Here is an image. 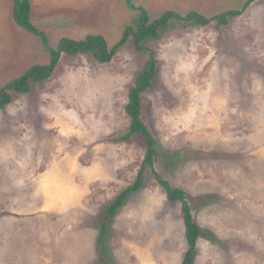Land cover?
<instances>
[{
  "label": "rangeland",
  "instance_id": "rangeland-1",
  "mask_svg": "<svg viewBox=\"0 0 264 264\" xmlns=\"http://www.w3.org/2000/svg\"><path fill=\"white\" fill-rule=\"evenodd\" d=\"M32 23L56 49L102 35L109 47L139 15L125 0H30ZM248 0H133L151 20L173 10L207 18ZM0 0V89L50 55ZM143 94L154 170L187 193L204 231L195 264H264V0L227 26L174 25L144 50L129 42L111 63L64 56L31 94L0 108V264H181L188 249L181 203L150 168L111 223L106 258L100 215L137 178L141 135L127 142L130 88L151 55Z\"/></svg>",
  "mask_w": 264,
  "mask_h": 264
},
{
  "label": "trees",
  "instance_id": "trees-1",
  "mask_svg": "<svg viewBox=\"0 0 264 264\" xmlns=\"http://www.w3.org/2000/svg\"><path fill=\"white\" fill-rule=\"evenodd\" d=\"M125 1L128 8L138 11L139 15L133 20L131 25L126 27L121 40L113 45V47H109L104 36L97 34L88 35L80 41L63 38L58 47L53 49L49 46L48 35L32 23L31 1L12 0V17L15 24L41 39L44 47L49 52L50 62L46 65L32 66L22 76L11 80L1 88L0 108L5 109L13 102V94H31L37 85L47 82L55 73L64 56H87L98 64H108L113 61L120 50L129 42L138 50H144L147 43L162 39L172 30L174 25L182 24L186 27H206L215 22L218 26H227L229 19L240 17L247 8L258 0H248L242 10H230L211 18H207L197 12H190L182 16L173 10H168L155 20H151L148 11L144 8H137L133 0ZM157 72L158 62L152 54L146 61L143 69L137 74L134 85L129 90L125 111L129 115L131 122L128 133L118 138L117 141L127 142L133 136L141 135L144 137L147 146L145 159L138 172L136 181L123 190L113 202L102 210L99 221L100 232L96 247L102 259H105L111 223L128 198L141 190L145 172L150 168L159 185L165 190L167 199L173 203H181L185 237L188 245L181 264H195L198 242L203 237L204 231L194 219L192 207L187 200V193L180 188L172 187L168 181L161 178L154 170L155 158L157 156L155 140L142 118L143 94L152 88Z\"/></svg>",
  "mask_w": 264,
  "mask_h": 264
}]
</instances>
